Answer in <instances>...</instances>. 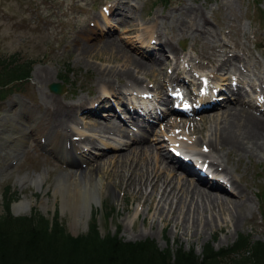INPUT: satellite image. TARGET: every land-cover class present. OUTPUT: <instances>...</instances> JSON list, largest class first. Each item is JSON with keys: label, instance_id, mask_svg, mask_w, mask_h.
<instances>
[{"label": "rangeland", "instance_id": "obj_1", "mask_svg": "<svg viewBox=\"0 0 264 264\" xmlns=\"http://www.w3.org/2000/svg\"><path fill=\"white\" fill-rule=\"evenodd\" d=\"M201 13L206 15L207 20L206 24L203 25L204 27L200 25V30L197 31L199 35H196L197 38L191 40L190 36L180 37L181 30H186L188 25L191 26L195 22L197 25L201 23ZM175 17H179L180 22H173L172 20ZM150 36L153 38L151 44L150 42L148 43ZM111 40L114 41L115 45L121 46L123 50L134 57H137V55L138 57L140 55L145 57L144 52L155 49V53L152 55L155 59L152 60L160 61L161 63L154 64L152 62L154 72L146 75L147 77L141 75L142 77L140 78L144 84V86L142 84L143 88L151 90L158 99L166 100L167 90L177 87L180 88L178 93L179 95L181 94V101L186 103V107L191 110L200 101V97L203 96L199 94L196 97V93H199L203 88L207 92L217 87V84L223 83L221 86L229 90L228 95L231 100L237 99L239 97L238 92H240V100L253 105L254 110H249L257 116L260 115L259 117L264 121V94L262 92L264 90V0H0V61H13L17 65L31 63H29L31 68L28 79L17 84H11L8 87L11 91L6 89L8 91L6 95L9 92L21 93L9 94L6 102H11L14 96L18 95L23 104L32 108L36 114L43 115L45 113V116L51 119L52 127L55 126V122H53L51 114L67 121L70 127L74 129L73 132L81 133V128L85 124L101 119V116L93 115L90 114V111H86L89 107L88 105L95 102L97 97L103 98L102 94L104 92L102 90L99 91L94 82L97 76V68H114L116 70L118 68L116 66L122 63L120 61L119 63L113 62L111 64L104 61L108 52L104 49L106 44L104 42ZM215 40L217 41L215 42ZM165 42H169L178 48L177 50L180 52L179 61L176 62L173 59L169 50L165 52L167 50L165 46L162 48L161 53L159 52V43H162L161 45L163 46ZM84 49L89 52L82 56V60H77L80 50L83 51ZM203 52L206 53L203 54ZM202 55L204 56L203 58ZM96 57H102V59L97 60ZM213 58H218L221 61L225 60V69L222 72L215 71L218 74H214L215 72L209 69L199 68L196 65L198 62L205 64V61ZM238 59L243 62L238 63ZM143 61L147 62V59ZM244 63L247 65H244ZM161 68L162 73L159 75ZM155 73L156 75H154ZM178 75L180 78H184L186 83L178 81ZM240 75L242 76L240 77ZM54 76H56L55 82H53ZM48 78L52 83L64 84L65 91L61 94L51 92L49 85L52 83H47ZM175 78L177 81L174 80ZM202 79L207 80L206 85L201 84ZM43 81L44 83H42ZM126 84L127 82L124 84L121 81L118 85ZM137 88L143 89L142 87ZM95 103L94 107H97L98 103ZM110 104L117 107L113 99H110ZM158 105L162 107V110L166 109L164 103ZM242 105L244 109H248L247 105ZM77 108L82 110L78 111ZM5 109V104H0V115ZM16 110L17 108L15 107L12 111L15 112ZM222 111L223 108L208 112H190L185 116L168 114L162 121L152 126L150 134L140 129L141 125L146 124H142L139 120H134L131 124L126 123L124 128L129 135L135 133L136 136L143 137L142 139L146 141L153 143L156 141L155 146L157 145L156 147L162 149L164 153L169 146L171 147L170 144L173 142L181 144L183 148L179 150L185 155L187 149L184 147L189 149L191 147L186 143L199 142L200 138L203 139L211 133L212 122L205 120L204 123L203 121H200L202 122L200 123L198 120L203 116H205L203 118L216 117ZM99 113L104 112L100 111ZM146 119L150 120V118ZM187 119H194L197 123L199 122L198 125L200 124V127L197 126L195 128L199 130L191 132V123L189 127L182 126L183 122L187 125ZM113 121L115 125H119L117 119ZM165 121H176L178 124L171 128L170 126L165 127ZM27 122L28 120H24L20 124L15 125L13 131L16 132L17 128L19 130L24 128ZM13 123L14 119L12 120V118L10 123L8 122L7 124L6 122L7 125H13ZM54 128L56 134L62 135L69 142L82 145L93 154H97L99 152L98 146L103 145L99 140L96 142L95 139L79 143L77 136L68 138L69 136L66 133L59 131L56 127ZM163 131L166 133L165 136H162L164 134ZM33 133L30 136L37 140ZM169 137L173 138V141ZM34 141L29 139L26 142L25 139L26 144L21 151L19 150L20 154L16 155L17 161L15 164H11L14 160V154L9 155L7 152L8 147L1 150L3 154H0V215L3 213V204L5 202L3 196L5 191L8 190L7 198L13 197L11 200L12 204L19 203L24 199L30 202V211H25L24 213L26 214H22L26 216L34 211L43 214L49 219L57 215L59 222L73 236L86 233L92 219H95L101 236L117 234L126 242L151 239L160 250L166 248L174 250L176 247L181 246L185 250L192 249L198 256L207 244L217 251L230 246L239 235H247L254 241L264 242L263 155L257 157L255 153L250 156L237 153L222 158L221 165L228 170L226 178H231L234 183V186L231 187L228 181V185L232 192L241 196L242 201L245 202V205L240 207V211H238V213H242L238 223L240 225L235 228L231 224L224 225L225 219L227 220L228 218V212L223 210L219 214L217 210L212 214L214 219L212 220V226L214 228L211 231L204 230L202 232L199 229L196 231L195 228L184 227L180 222L177 223L176 227L172 226V223L165 225L164 219L166 217H168L169 221L171 218L175 220L171 214L167 215V207L164 208L163 213L158 210L155 211L157 197H154L156 202L148 199L143 204L142 200L135 199L134 192L129 189L124 191L126 193L125 196L129 198L124 199L123 197L116 199L112 192L108 194L102 193L101 204H91L92 209L86 223V217L81 215H79L78 220H74L69 208L62 206L64 204V202L63 204L61 203L62 191L56 188L55 182L59 176L71 169L59 164L47 151L48 154L42 152L41 147L38 146L40 144L38 143L36 146ZM109 141L112 140H108L105 145H108L109 151H105L104 155L102 154L103 151H100L97 158L90 154L89 158L92 161L91 163H86V165L90 164V167L92 165L98 171L100 169V172L104 173L105 176L108 173L114 183V189L120 191V185L123 183L124 177L131 173V167L129 162L123 166H108V161L106 162L105 160H112L114 156H118L119 153L117 152L119 150L117 149L125 143L122 141V144L118 146L114 142L115 140L112 141L113 143ZM127 144H129L128 141ZM202 144L203 142H201ZM201 145L198 146L199 150H203ZM111 148L112 150H110ZM113 148L115 149L113 150ZM188 155L191 156L192 154L188 153ZM192 158L199 159L197 157ZM225 158L227 161H225ZM84 159L85 157L83 161ZM85 162H76V164L80 165V170H84L86 167ZM174 172L176 176L183 177V174L179 173L178 170ZM39 174L44 176L40 189L27 184L23 186L19 181V178L25 175L32 177ZM136 175L138 176L139 174L137 173ZM188 179L189 183L194 184L192 178L188 177ZM115 183L117 184L116 186ZM174 185L175 183H173ZM243 185H246V187ZM235 187H237V190H235ZM149 188H147V192L150 191ZM54 190L56 192L55 195ZM120 192L123 194L122 191Z\"/></svg>", "mask_w": 264, "mask_h": 264}, {"label": "bare ground", "instance_id": "obj_2", "mask_svg": "<svg viewBox=\"0 0 264 264\" xmlns=\"http://www.w3.org/2000/svg\"><path fill=\"white\" fill-rule=\"evenodd\" d=\"M113 8H114V6H113ZM166 16H167V14H166ZM162 18H164V16H162ZM184 18H186V17H184ZM200 18H202L201 23H199L198 25L195 22L191 26L188 25L186 30L180 29L181 30L180 37L182 36V38H183L185 36H190L191 40L192 39L195 40V38H197L196 35H199L197 31L200 30V25H202V27H204L203 25L206 24V20H207V17L204 13L200 14ZM172 21L173 22H180V18L175 17V18H173ZM196 21H197V19H196ZM182 38H180V39H182ZM148 40H149L148 43L150 42V44H151V40H153V38L150 36V39H148ZM167 41H169V40H167ZM216 41L217 40H215V42ZM104 43H106L104 49L106 51H108L107 57L104 58V61L111 63V64L113 62L119 63L120 61L122 63L120 65L116 66V67H118L116 70H114V68H112V69L97 68L98 69V71H96L97 76H96L94 82H95V86L99 89V91L102 90V92H104L102 94L103 98L97 97L95 102L98 103V100H100L97 107H94L96 105V103L92 102L91 105L90 104L88 105L89 107L87 108L86 111H90V114L101 116V119H98L97 121L94 120V122H89L88 124H85V126H83L81 128V130H82L81 133L78 134V133L73 132L74 129H72L70 127V125L67 123V121L61 119L60 117H54L53 114H51V118L53 119V122H55V126H54V123H53V126L56 127L59 131L66 133L69 136L68 138H74L77 136L78 137L77 141L79 143H83V142L91 140V139L92 140L95 139L96 142H98V140H99V142L102 143L103 145L99 144L101 146H98V151L99 152L103 151L102 152L103 155H104L105 151L106 152L109 151V149L107 148L108 145L105 146L106 143H108V140H112V141L115 140L114 142L117 143L118 146L122 144L121 143L122 141L125 142V143H123V145H121V147H119L120 149L119 148L117 149V150H119V152H117V153H119L118 156H114L112 160L106 159L105 161L106 162L108 161L107 162L108 166H112V167L113 166H123L127 162H129V165L131 167V173L127 176L124 175L125 179L123 180V183H121V185L119 183L120 191L123 192V194H122L119 190L114 189V183L112 181L111 176L108 175V173H107V176H105L104 173L100 172V169L98 171V169L92 167V165L90 167V164H88V165L85 164L86 167L84 168V170H80V165L70 166L69 169H71V170L67 171L65 174L59 176L55 181L56 182V188H58L62 191L61 203L63 204V202H64V204L62 206L69 208L71 214H73V219L78 220L79 215L86 217L87 214H90V211L92 209V206H91L92 203H94L95 205L101 204L102 193L108 194L109 192H112V194L114 195V197L116 199L122 198V197L124 199V198H129L128 196L127 197L125 196L126 193L124 192L127 189H129V190H132L134 192L133 194H134L135 199L136 200H142L143 204H145L148 199L150 201L156 202L154 200V197H157L158 200H157V203H155V211L158 210V211H160V213H163L164 208L167 207V210H166L167 215L171 214V216L173 218H175V220H173L171 218L169 221L167 219L168 217H166V219H164L165 225H167L168 223H172L173 224L172 226L176 227L177 223L180 222L184 227L195 228L196 231L198 229L201 230L202 232H204V230L205 231H207V230L211 231L212 228H214L212 226V222H213L212 220H214L212 214L217 210H218L219 214L222 213L223 210H226V212H228V218H227V220L225 219L224 225L231 224L232 227H234V228L237 227V225H240L238 223L240 221L242 213L240 214V212L238 213V211H240V207H243L245 205L244 204L245 202L242 201L243 199L241 196L236 195L235 193L232 192V190H231V188L227 182L228 181L230 182L231 187L234 186V183L231 180V178H226L228 176V173H227L228 170L226 169L225 166L221 165L222 164L221 162H222V158L227 157L230 154L234 155L237 153L244 154L246 156H250L251 154H254V153L257 157H261L260 155L264 156V121L261 120V118L259 117L260 115L257 116L249 110V109L254 110V106L251 105L249 102L241 101L240 100V92H238L239 97L237 99L231 100L230 96L228 95L229 90H226V89L222 88V86H221L223 83L216 85L217 88L214 89V92H216L215 94L212 91H210L209 93H205V95L201 98V100L203 99V102H208V101H210V99H213L214 97L220 95L219 99L223 100V102H224V103L218 102V101L214 102V107H216V109H220V108L222 109L223 108V111L220 115H218V116L216 115V117L213 116V118H203V117H205V116H203L202 118H200L198 120L199 122L203 121V123L205 120H208V122L209 121L212 122V126H211L212 128H211L210 135L205 136L203 139L200 138L199 142L195 141L193 143H186L187 145L191 146L190 147L191 150L187 147H184L187 149L186 154L190 153L193 155V156L192 155L187 156L185 154V156L187 158L188 157L189 158L190 157H197V158L201 159V160H199V167H201L205 171L212 173L214 176L210 175V177H209V176L202 175L201 173H199L197 170L194 169V166H196L195 165L196 163H192V162L186 163L185 160L181 159L182 158L181 154H179V155L175 154L176 156L174 155L175 152L179 151L178 148L179 149L183 148L182 147L183 145L175 144L173 142L172 144H170L172 146V149L167 148L166 149L167 151L164 153V152H162L163 151L162 149H159L156 147L157 145L155 146V144L157 143L156 141L154 143L151 141L150 142L146 141V140L142 139L143 137L141 138V137L136 136L135 133H132L131 135H129L128 131H126L124 128V127H126L125 121L127 122V124L128 123L131 124V123H133L134 120H137V121L139 120L142 124H146V125H141L140 129H143L145 132L150 134V132L152 130V126H154V124L151 125L150 122H148V120L146 118H150V115L155 117L158 114V112L160 111V107H158L159 106L158 104L162 105V103H164V105H166L167 107L171 106L168 96L166 97L167 98L166 100L162 101L161 98L158 99L156 94L152 93L151 90H147V89L145 90L143 88V86H144L143 81L140 78V77H142L141 75L146 76V75L154 72L152 69V65H153L152 62H154V64L155 63H159V64L161 63L160 61H153L152 60V59H155L154 57H152V55L155 53L154 52L155 49H150V50H148V52H144L145 57L140 55L141 56V58H140V56L138 57V55H137V57H134L131 54H128L129 52L123 50L121 46L115 45L114 41H112V40L111 41H105ZM161 44L162 43H159V45H158L159 46L158 49H159L160 53L163 50L162 48H164V46H165L167 48V50H165V52H167L169 50V53L173 56V59H175L176 62L179 61L180 52L177 50L178 48H176L175 45L170 44L169 42L163 43V46ZM214 46H216V45H214ZM220 49H222V48H220ZM80 51L81 52L78 54L77 60H82L83 59L82 56L86 55L89 52V51H86L85 49L83 51L82 50H80ZM204 53H206V52H203V54ZM223 53L225 54V52H223ZM223 53H222V55H223ZM231 53H232V51H231ZM146 55H148V56H146ZM206 55H208V54H206ZM229 55H231V54H229ZM203 57L204 56L202 55V58ZM224 58H226V57H224ZM96 59L101 60L102 57H99V58L96 57ZM145 59H147V62L143 61ZM200 59H201V57H200ZM168 62H169V60H168ZM205 62H206L205 64L198 62V64H196V65L199 68L209 69V70L214 71V72L215 71H221L222 72V70L225 69V66H224L225 60L221 61L218 58H213V59L207 60ZM237 62L240 63L243 61L238 59ZM232 64H233V62H232ZM244 65H247V64L244 63ZM251 66H253V65H251ZM248 70H249V68H248ZM237 71H239V70H237ZM43 73H45V72H43ZM160 73H162V68L159 70L158 74L160 75ZM216 73L217 72H215L214 74H216ZM246 73H248V72H246ZM168 74H169V72H168ZM241 74H243V73H241ZM38 75H40V74H38ZM54 75H56V74H54ZM154 75H156V73ZM231 75H232V73H231ZM233 75H234V73H233ZM236 75H238V73H236ZM255 75H257V74H255ZM43 76H45V75H43ZM241 76L242 75H240V77ZM155 78H153V79H155ZM164 78H165V76H164ZM177 79H178V81H180L182 83H186V81L182 77L180 78L179 75L177 76ZM177 79L175 78L174 80L177 81ZM55 81H56V76H54V78H53V82H55ZM121 81L124 82V84H125V82H127V84L122 85V86L118 85V84H120ZM261 81H262V79H261ZM50 82L52 83V81L48 78L47 83H50ZM42 83H44V81ZM153 83H155V82H153ZM259 83H261V82H259ZM142 84H143V86H142ZM251 84H252V82H251ZM254 84H253V87H254ZM218 85H220V86H218ZM162 86H163V84H162ZM260 86H263V85H260ZM137 87H142L143 92L149 93V95L148 96H141V97L139 95H137V97H139V98L131 95V94H134L133 93L134 91L139 90ZM87 89H89V88H87ZM239 90H241V89H239ZM262 92L264 94V90ZM151 93H152V95L150 96ZM98 94H99V92H98ZM260 94H262V93L260 92ZM110 99L111 100L113 99V102L117 107H114L112 104H110ZM252 99H253V97H252ZM242 104L247 105L248 109H244V107H242L244 105H242ZM230 105H233V106H230ZM61 106H62V103H61ZM80 110H82V109H80ZM80 110L78 109V111H80ZM100 111H103L104 113H99ZM21 112L23 114H25L26 112L30 113V117L28 119L29 120V125H28L29 128L27 127V123H26L24 128H21L20 130H19V128H17V130H16L17 133L13 135V136H16V135L21 134L23 139L20 137H15V139H14V138H12L13 137L12 135H11V137L7 138L11 141L12 147H13V151H9L10 153H12V152L15 153V152H18L20 150L22 144L25 143V133H26V130L28 128L29 131L27 132V134L32 135V132H34L33 135L36 137L37 140H39V142H42L41 139L43 138L44 132L46 130H48V133H47L48 135H49V131L51 133L53 132L54 134L52 137H48L47 139H44V146L47 147V149L51 153H54L58 157H60L61 161H69L70 162L71 160H76V159L79 161H83V158L87 156L88 150L83 148L82 145L77 146V144H75V142H70L71 145L75 144L74 148L77 150L76 153H73L72 148L69 146L70 143L68 141H66L62 135L56 134L55 128L51 126V123H52V121H50L51 119H48L45 116V113L43 115L37 114L39 121H36L35 119H32L33 113L31 110L22 106L20 113ZM123 112H125V113H123ZM139 112L146 113L145 117L141 116L140 115L141 113H139ZM120 113L122 114L124 119L120 118V116H121ZM168 113H174L175 115H179L180 113H185V112H183V111L182 112H176L172 108V109H169ZM59 114H61V113H59ZM162 115H163L162 113H159L158 118L161 117ZM206 117H208V116H206ZM13 119L14 118H12V120ZM114 119H117L119 125H117V124L115 125V122L113 121ZM4 121H5V123L7 122V124H8V122L10 123L11 117H9V118L6 117ZM188 121H191V122H188ZM190 123H191V125H190ZM198 123H197V121H194V119H187V125L184 124V122H183V124L182 123L181 124H182V126L185 125L188 127L190 125L191 126L190 131L194 132V131L199 130V129L198 130L195 129V128H197V126L200 125V124L198 125ZM200 123H202V122H200ZM176 124H178V122H176V121H165L164 126L165 127L170 126V128H171V127L175 126ZM203 126H204V124H203ZM181 129H183V128H181ZM203 129H204V127H203ZM166 132H167V130H166ZM163 133L164 134L162 136H165L166 133L164 131H163ZM156 135H154V136H156ZM157 136H159V135H157ZM169 138L171 139V137H169ZM172 139H171V141H173ZM163 140L166 141L165 139H163ZM112 141H109V142H112ZM127 141L129 144H127ZM201 142H203L202 145H201ZM68 143H69V145H68ZM112 143H110V144H112ZM91 145H92V143H91ZM200 145H201V148H203V150L198 149V146H200ZM114 149L115 148H113V150ZM110 150H112V148ZM116 151H115V153H116ZM179 152L181 153V151H179ZM98 153L96 155H98ZM162 153H164V154H162ZM255 155H253V156H255ZM80 156H81V159H80ZM113 160H115V162L112 163ZM91 161H92V159L91 160L88 159V163H91ZM225 161H227L226 158H225ZM96 169H97V171H96ZM234 169H235V167H234ZM175 170H178L179 173L183 174V177L180 178V176H176V173L174 172ZM137 173L139 174L138 176L136 175ZM222 175H224V176L222 177ZM188 177L192 178V182L194 180V184L191 182L189 183ZM43 178H44V176L42 174L35 175L32 177H28V175H25L23 177H20L19 181L21 182V184L23 186L27 184V185H32L33 187H36L37 189L38 188L40 189V187L42 186V183H43ZM238 180H236V181L238 182ZM173 183H175V185H174L175 187L173 186ZM116 185L117 184L115 183V186ZM176 186H178V187H176ZM243 186L246 187V185H243ZM56 188H55V190H56ZM147 188H149V190H150L149 192H147V190H148ZM55 190H54V195L56 194ZM235 190H237V187H235ZM29 204H30V202L24 199V200L20 201L19 203L14 204V207H13L14 211L19 212V213H24L27 209L29 210V207H30ZM192 205H193V207H192ZM173 206H174V209H173ZM85 220H86V218H85ZM179 226H178V228H179ZM198 233H199V231H198Z\"/></svg>", "mask_w": 264, "mask_h": 264}, {"label": "trees", "instance_id": "obj_3", "mask_svg": "<svg viewBox=\"0 0 264 264\" xmlns=\"http://www.w3.org/2000/svg\"><path fill=\"white\" fill-rule=\"evenodd\" d=\"M29 63L0 61V100L11 84L29 77ZM7 191L0 215V264H264V242L247 235L217 251L207 244L199 256L181 246L160 250L151 239L126 242L117 234L101 236L95 219L86 233L72 236L57 215L48 219L32 211L12 216L13 197L7 198Z\"/></svg>", "mask_w": 264, "mask_h": 264}, {"label": "water", "instance_id": "obj_4", "mask_svg": "<svg viewBox=\"0 0 264 264\" xmlns=\"http://www.w3.org/2000/svg\"><path fill=\"white\" fill-rule=\"evenodd\" d=\"M49 90L51 92H53V93L61 94L65 90V85L64 84H60V83H52V84L49 85ZM13 207H14V205H11V214L13 216H19V215L22 214V213H19V212H15ZM26 211H28V209ZM88 218H89V214H87V216H86L85 223L88 220Z\"/></svg>", "mask_w": 264, "mask_h": 264}]
</instances>
